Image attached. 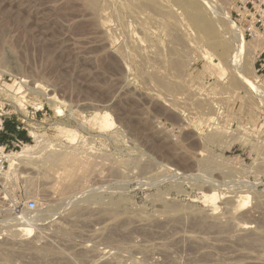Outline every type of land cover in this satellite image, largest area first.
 I'll use <instances>...</instances> for the list:
<instances>
[{"label": "rangeland", "instance_id": "374dc122", "mask_svg": "<svg viewBox=\"0 0 264 264\" xmlns=\"http://www.w3.org/2000/svg\"><path fill=\"white\" fill-rule=\"evenodd\" d=\"M209 1L244 28L243 0ZM181 7L0 0V113L29 138L10 150L34 147L6 177L0 264H264V33L256 90Z\"/></svg>", "mask_w": 264, "mask_h": 264}, {"label": "bare ground", "instance_id": "6f19581e", "mask_svg": "<svg viewBox=\"0 0 264 264\" xmlns=\"http://www.w3.org/2000/svg\"><path fill=\"white\" fill-rule=\"evenodd\" d=\"M174 1L177 4L181 5L182 7H184L186 9V11H188L187 16H188V19L190 20V22L192 23V25H194V27L198 31H200L201 33L204 34V36L209 40V42L213 48H216L223 53H228L231 51L232 48H234L233 50H235V55H233V59L231 60L232 65L234 67V72H235V75L233 74L234 75L233 77L236 76L235 77L236 79L240 78V79H242V82L245 81L246 84L251 86L253 89L259 90L258 87L256 86V84L254 82H252L251 80H249L243 72V67H244L243 65H244L245 56L248 52H250V51L252 52V50L250 49V46L247 44V41L243 38V32H242L243 29L239 28L237 25H235L234 21L231 19L230 14L228 12H224V11H221V12H223L221 14V12H218V10H214L218 13L217 14L218 17L217 16L215 18L210 17V16L207 17L206 16L207 14L205 13L204 4H206V6H212L209 0H174ZM95 3H94V5H95ZM213 6H215V5H213ZM209 17L211 20L209 19ZM219 18L226 19L227 21H229L232 24V27L234 30L233 31L234 32V36H233L234 38L233 37L231 38L228 36V38H226V39H221L218 37L217 26H215V24L217 22V19H219ZM214 20H216V22ZM263 37H264V35H263ZM235 41H236V44H235ZM233 46H235V47H233ZM253 53H254V51H253ZM255 61H256L255 56H252V62H251L252 66L254 65ZM173 65H175L174 67H176L177 69H180L185 65V62H184V60L180 59V60H176V62H174ZM234 81H238V80H234ZM109 116H110V114H106L104 118L109 120ZM111 118H112V116H111ZM33 150H34V147L32 145L26 144L21 151L10 153L9 154V157H10L9 168H8V171L6 172L5 176L8 177L9 175L10 176L12 175L10 173H12V170L15 169L16 165L19 164L21 159L23 161V158H25V157L31 158L32 154L34 152ZM62 159L63 158H59L58 156H53L51 160H53L54 162H56V160H57V162H58L59 160H62ZM67 159H69V158H67ZM73 163L77 164V162H73ZM68 178H69V180H68L69 184L68 183L67 184L69 186L65 187V189H67V190L69 189V187H71V185H74V183L76 182V180H75L76 178L73 177V174L69 175ZM95 190H96V188H95ZM23 216L24 215H22V217ZM18 217H15V219ZM27 220L28 219H26V218H20L19 220H17V223H15V225H11L12 228H14L11 231L23 232L24 234H27L30 236L33 233V228L31 227L29 220L28 221ZM4 227H5V225L4 226L2 225V227H0V233L2 232V229Z\"/></svg>", "mask_w": 264, "mask_h": 264}, {"label": "built area", "instance_id": "2783aa9c", "mask_svg": "<svg viewBox=\"0 0 264 264\" xmlns=\"http://www.w3.org/2000/svg\"><path fill=\"white\" fill-rule=\"evenodd\" d=\"M237 14V23L244 25V39L246 37L255 39L264 33V0H243L240 2ZM262 61L261 68H264V60ZM4 122L5 118H3V113H0V133L4 130ZM16 140L17 143L12 145V147L21 148L23 141L19 139ZM9 142L13 141L8 140L6 144L0 143V220L6 218L7 215H5V212L10 211L9 208L11 207L6 197L7 186L5 176L9 168V154L14 152L10 150ZM24 207L27 210H35L37 208V201L35 199H29L24 203ZM21 211L22 210L19 209V211H17L18 214H20Z\"/></svg>", "mask_w": 264, "mask_h": 264}, {"label": "trees", "instance_id": "16d2710c", "mask_svg": "<svg viewBox=\"0 0 264 264\" xmlns=\"http://www.w3.org/2000/svg\"><path fill=\"white\" fill-rule=\"evenodd\" d=\"M3 132V134H1ZM0 133V143L6 144L8 140H10V137H15L18 139H25L28 140L29 138L24 134L25 132H22L18 129V126L14 123H6L4 126V130ZM10 145V144H9ZM10 148V146H9Z\"/></svg>", "mask_w": 264, "mask_h": 264}]
</instances>
